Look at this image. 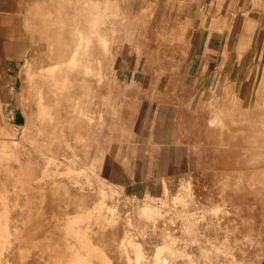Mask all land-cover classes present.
Listing matches in <instances>:
<instances>
[{
    "label": "rangeland",
    "instance_id": "374dc122",
    "mask_svg": "<svg viewBox=\"0 0 264 264\" xmlns=\"http://www.w3.org/2000/svg\"><path fill=\"white\" fill-rule=\"evenodd\" d=\"M193 9L0 0V264L264 250V83L199 57Z\"/></svg>",
    "mask_w": 264,
    "mask_h": 264
},
{
    "label": "crops",
    "instance_id": "0c3cea01",
    "mask_svg": "<svg viewBox=\"0 0 264 264\" xmlns=\"http://www.w3.org/2000/svg\"><path fill=\"white\" fill-rule=\"evenodd\" d=\"M193 2L190 26L199 57L222 67L221 75L236 76L231 77L234 83H264V0ZM244 259L246 264H264V250H250Z\"/></svg>",
    "mask_w": 264,
    "mask_h": 264
}]
</instances>
